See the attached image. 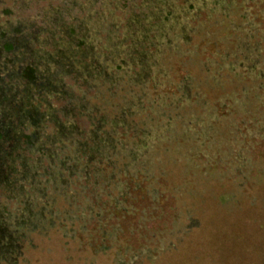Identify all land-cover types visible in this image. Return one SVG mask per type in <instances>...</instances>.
<instances>
[{"label":"rangeland","instance_id":"1","mask_svg":"<svg viewBox=\"0 0 264 264\" xmlns=\"http://www.w3.org/2000/svg\"><path fill=\"white\" fill-rule=\"evenodd\" d=\"M154 161L179 209L134 228L127 260L77 253L99 163L115 206ZM55 203L71 213L43 217ZM49 216L95 229L47 238ZM24 227L30 264H264V0H0V243Z\"/></svg>","mask_w":264,"mask_h":264},{"label":"trees","instance_id":"2","mask_svg":"<svg viewBox=\"0 0 264 264\" xmlns=\"http://www.w3.org/2000/svg\"><path fill=\"white\" fill-rule=\"evenodd\" d=\"M2 131L6 132L8 131V129L3 128ZM21 160H23V156L15 155L13 158V162L19 161L18 164H22ZM55 160L59 163L58 157ZM151 163L154 164L153 170L149 171L147 175H144L142 171L141 174L137 175V178H131L133 181V185L137 184L136 188L132 190L133 185L130 186L128 191H126L125 195L120 198L122 205L117 204L115 206L112 203L113 196H110V200L106 199L108 189L107 192L105 190L107 186L105 184V181L109 179L110 175H112L113 177L114 172L111 169L112 167L107 165L105 162L99 163L98 167L96 168L99 176L97 181L100 182L99 184L103 185L104 193H102L100 195V198L97 199V206L102 207L100 210L99 208L97 210V232L95 233L97 234V243H87L83 240L81 241L79 247L76 249L77 253L83 256V251H88L89 259L93 258L94 254L106 253L105 255L113 257L115 253H120V256H122L124 260H127L129 255L125 252L129 249L128 247L130 245V239L128 240L127 238L130 234L135 235L133 233L134 228L139 229L141 228V226L156 223V220H159L158 218L161 215V212L163 211L168 215L173 208L179 209L178 206L181 202L183 203V201L181 200L179 193L176 191V188L178 187V185L175 183L176 181L171 179L169 175V172H171L172 170V168L170 167L172 166V164L170 165L169 161H154ZM119 167L123 170V165H120ZM8 168H10V172H16L15 167L13 165L8 166ZM53 169V167L48 169V171H45V174L50 176L53 174V180L58 182V180L54 178L57 177L56 174L58 173H53ZM116 170L121 172L118 167H116ZM6 172L7 174H9L8 171ZM29 173L30 175H32L31 171ZM7 174H5V176H7ZM19 176L17 177V179H19ZM85 176L88 177L91 175ZM145 176L146 181L140 182ZM6 186L7 185H5V190ZM52 190L54 189L52 188ZM55 191L57 194H60L61 189H58V187L56 186ZM73 194L75 195L76 192L74 191ZM70 195L71 194L69 193V191H67L64 197L60 196V200L63 199L64 201H66V197ZM55 205L56 203L52 206L51 210H45L42 212L41 215L43 217L45 215L48 216L51 215V212L55 213L56 215H64L66 211L71 213L72 207H68V203L67 205L63 206L61 204L57 206ZM27 214L28 219L31 218V214ZM99 218L104 221L102 225L99 222ZM61 219L62 217H60V220ZM45 220L48 221V227L44 229V235H47V238L49 234H58L62 236V234H65L68 231L74 232L75 236L77 238H80L81 233L84 230L91 231L93 228L95 229V227H92L91 225H84L83 223H81V226H78V224L75 223L72 227H65V225L61 221H53V218H51L50 216L48 218H45ZM113 229L115 230L114 238H116V242L114 239V243H112L113 241L111 242L108 239V237L111 235L110 231ZM35 230H30V227H24L18 232H16L15 230L10 231L6 239L3 238L4 241L0 243V264H30V260L26 258L25 254L29 249H38L37 245L33 242V236L36 234ZM118 239H120L121 242L117 243ZM126 239L128 240L127 242H122ZM62 243L64 251L70 249L67 248L68 242L66 240H64ZM144 261H146L145 258L140 260L136 259L137 264H141Z\"/></svg>","mask_w":264,"mask_h":264}]
</instances>
